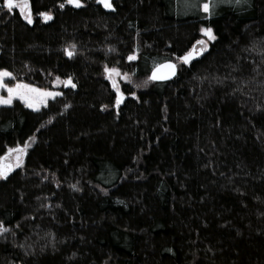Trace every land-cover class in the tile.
Returning a JSON list of instances; mask_svg holds the SVG:
<instances>
[{
	"label": "trees",
	"instance_id": "1",
	"mask_svg": "<svg viewBox=\"0 0 264 264\" xmlns=\"http://www.w3.org/2000/svg\"><path fill=\"white\" fill-rule=\"evenodd\" d=\"M204 2L30 0L29 24L0 0V71L61 92L0 107V162L31 144L0 180V264H264V0ZM106 67L133 79L118 107Z\"/></svg>",
	"mask_w": 264,
	"mask_h": 264
},
{
	"label": "snow or ice",
	"instance_id": "2",
	"mask_svg": "<svg viewBox=\"0 0 264 264\" xmlns=\"http://www.w3.org/2000/svg\"><path fill=\"white\" fill-rule=\"evenodd\" d=\"M98 3L102 4L103 7L111 9L115 11V8L113 6L112 0H97ZM236 4H239L241 0H235ZM65 3L69 5H73L76 8L82 7V0H65ZM65 3H61L59 6L60 8L65 7ZM231 4L232 0H216V6H220L222 4ZM5 6L7 7L8 11L11 12L13 9H19L20 12L23 14L24 19L27 20L29 24L33 23L32 15H31V4L30 0H6ZM203 12L208 14L209 16L212 15V9L213 4L212 0H206V2L202 5ZM40 16H42L45 20H51L52 16L48 12H40ZM201 32L204 34V36L208 37L209 40H215L216 36L212 30L211 27H205L201 29ZM197 44L205 45L206 41L201 39L196 41ZM72 49H75V45H72ZM202 51V49H201ZM196 52V49L193 48L192 51L187 52L185 55H182L178 57L177 59L185 64L189 65L191 64L192 60L194 59V54ZM67 55L69 57H72L74 55V52L72 50H67ZM128 59L135 60L137 59L136 55H130ZM162 68L167 69V72L161 73L159 69L153 72L151 79L152 80H167L171 76H175L177 72V64L172 63L171 61L167 62L166 64L161 66ZM105 71L109 73L108 78L112 80L113 87L116 88L117 93H119L116 97V105L117 107L123 102L124 95L122 92H120L119 87L117 86V82L113 79V74L119 75V70L115 68H105ZM12 73L3 70L0 71V88H4L7 90L8 95L0 96V104L4 105H11L13 102V99L16 97H19L21 100L24 101L26 106L29 108H32L36 111L40 110V105L47 104V100L49 97H52L53 99L57 95H61V93H55L50 92L44 89L35 88L28 84H17L15 87H9L5 82L4 78L6 77H12ZM59 77H57V80L59 81ZM66 86L70 85L71 87L75 88L76 85L72 82L71 78H69L67 81H65ZM9 153H15L16 154V167L22 166V160L24 155H26L25 149L21 147L17 148H11L8 150ZM12 170V165H3L0 167V180H7L8 174ZM8 231L7 228L3 227L2 223H0V234Z\"/></svg>",
	"mask_w": 264,
	"mask_h": 264
},
{
	"label": "rangeland",
	"instance_id": "3",
	"mask_svg": "<svg viewBox=\"0 0 264 264\" xmlns=\"http://www.w3.org/2000/svg\"><path fill=\"white\" fill-rule=\"evenodd\" d=\"M18 10H19V9H18ZM19 11H20V10H19ZM21 14H22V13H21ZM22 15H23V14H22ZM203 35H204V34H203ZM205 37H206V36H205ZM204 40L206 41V44H205V45L197 44V45L195 46V49H196L197 52H198V51H201V49H202V52H203V53H205L206 51L209 50V41H213V40H209L208 37H206V39H204ZM115 69H116V68H115ZM118 70H119V69H118ZM108 76H109V73H108ZM12 79H13V75H12V77H6V78H4V82H5L9 87H15L17 84H26V83H24V82H12V81H11ZM108 79H109V78H108ZM113 79L117 82V86L119 87L120 92H121V85H122L123 83H131V82H133L132 77H131L130 75H128V74L122 73L121 70H119V75H118V76L115 75V74H113ZM109 81L111 82V84H112V86H113V82H112V80L109 79ZM28 85H29V84H28ZM31 86H32V85H31ZM33 87H35V86H33ZM35 88H38V87H35ZM113 88L116 90L115 87H113ZM40 89H41V88H40ZM44 90H47V89H44ZM47 91L55 92V93H61V92H59V91H57V90H47ZM7 95H8L7 90L4 89V88H0V96H5V97H6ZM59 96H61V95H57L55 98H57V97H59ZM55 98H54V99H55ZM50 100H53V98H52V97H49L48 100H47V103H48V101H50ZM16 101H19V102L25 104L24 101L21 100L19 97L14 98L12 104H13L14 102H16ZM12 104H11V105H12ZM11 105L0 104V107H8V106H11ZM25 105H26V104H25ZM44 106H45V105H40L39 107H40V109H41V108H43ZM27 107H28V106H27ZM28 108H29V107H28ZM29 109L34 110V109H32V108H29ZM34 111H36V110H34ZM30 146H31L30 142H29L27 145H25V146H21V148H24V149H25V152H26V155H24L23 160H22V166H20V167H16V166H15V164H16V154H15V153H9V151H8L7 155H6V156L4 157V159L0 162V167H2V166L5 165V164H7V165H12V170H11V171H13V170H18V169L23 168V167H24V163H25V159H26L27 154H28L29 149H30Z\"/></svg>",
	"mask_w": 264,
	"mask_h": 264
},
{
	"label": "water",
	"instance_id": "4",
	"mask_svg": "<svg viewBox=\"0 0 264 264\" xmlns=\"http://www.w3.org/2000/svg\"><path fill=\"white\" fill-rule=\"evenodd\" d=\"M202 54H203L202 51H198V52L196 51L195 54H194V59L200 57ZM194 59H193V60H194ZM166 63H167V62H165V63L159 65L158 67H156V68L152 71V73H151V75H150V79H151V76H152L153 72L156 71L157 69H159L161 73H165V72H167V69L161 67L162 65H164V64H166ZM172 63H173V62H172ZM177 72H178V68H177ZM177 72H176V75H175V76H171V77H169L167 80H152V79H151V81H153V82H169V81H172L173 79L176 78V76H177Z\"/></svg>",
	"mask_w": 264,
	"mask_h": 264
}]
</instances>
